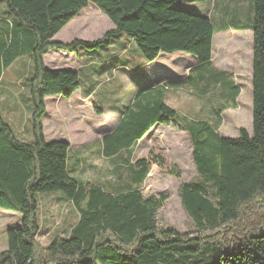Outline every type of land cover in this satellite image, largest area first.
Segmentation results:
<instances>
[{"label": "trees", "instance_id": "trees-1", "mask_svg": "<svg viewBox=\"0 0 264 264\" xmlns=\"http://www.w3.org/2000/svg\"><path fill=\"white\" fill-rule=\"evenodd\" d=\"M0 2L4 10L0 80L19 58H28L32 65L23 83L32 103V140L19 139L0 110V208L21 215L20 225L7 231L0 264H264V0H254L253 23L242 26L253 32L252 133L240 129L239 137H223L218 133L220 124L189 120L169 107L166 87L141 85L118 126L102 141L103 157L123 164L116 183L120 188L73 177L69 143L46 141L42 126L46 98L68 99L81 81L72 70L49 69L45 55L83 51L99 57L102 47L110 50L114 40L126 34L146 63L162 53L192 55L202 66L203 79L213 56L217 0ZM89 3L111 20L114 29L95 41L52 42ZM222 79L216 78V85ZM238 95L239 91L234 93L233 102ZM223 111H216L218 118ZM162 125L187 133L202 177L180 189L181 204L195 224L194 231L184 234L159 227L163 198L145 197L141 190L151 166L156 163L164 169V159L132 162L137 144ZM167 172L181 177L174 168ZM208 186L214 190L213 198ZM53 192L72 203L79 220L68 238L56 237L42 247L37 243L38 195Z\"/></svg>", "mask_w": 264, "mask_h": 264}, {"label": "rangeland", "instance_id": "rangeland-1", "mask_svg": "<svg viewBox=\"0 0 264 264\" xmlns=\"http://www.w3.org/2000/svg\"><path fill=\"white\" fill-rule=\"evenodd\" d=\"M0 5H2L1 2ZM89 6L83 9L80 15L62 30L60 37L63 38H60L61 40L69 42L72 41L71 38H79L88 42L95 41L110 30L112 23L107 16L100 10ZM224 6L225 8L222 9ZM254 6V0H217L215 14L213 13L215 15L214 26L226 28L238 22L253 23ZM3 11L0 6V14ZM123 37L128 38L126 34ZM133 44L126 43L132 53L130 56L117 53L122 59L130 58L133 61L129 64L130 70L127 71L130 83H127V79L118 72L109 71L102 76L100 93L111 95L114 99V94L112 95L114 91L116 92L115 97L126 99L123 89L134 88L133 84L137 82L139 85L143 84L144 69H141V66L138 67L140 60H137H143V56ZM222 45L224 48H221ZM112 51V49L107 50V47H102L99 57L107 61L109 53H115ZM252 52L253 40L250 37L241 39L233 36L225 38V41L218 39L212 63L220 71H212L208 66V76L204 75L200 87L196 85L195 91L187 89L175 93L174 102L177 98L184 101L180 105L178 113L189 120L207 121L214 127H218L220 124L218 133L223 137H239L240 129H245L251 134ZM81 64L77 58L75 59L64 52L50 51L45 57V65L52 70L72 68L81 71L84 69ZM31 67L30 61L23 58L4 74L0 82L1 113L12 126L18 138L23 141L32 137V103L27 90H25L26 85L23 84ZM214 74L217 76L214 77ZM224 77L230 78L240 90V96L236 102L222 93L220 88L212 87V84H216V78ZM192 79L193 75L186 79V87L193 85ZM115 88H118L117 91L114 90ZM194 95L199 98L193 97ZM98 98H102V95L88 97L83 91L74 94L67 100L48 98L45 102L47 114L42 118L43 132L47 140H59L60 138L69 140L71 157L80 161L74 174L75 177L84 182L103 185L105 188H108L106 187L108 182L115 183L114 185L120 188L121 185L116 183L118 182L117 177L122 172L118 168L123 164L121 160L114 164L105 159L101 153L100 143L103 135L100 128L116 125L118 115L110 113L109 110L107 112L97 109ZM198 108L201 109L198 110ZM219 109L224 111L218 118L216 111ZM103 112L104 114H102ZM155 156L164 159L165 167L161 169L158 164H153L141 190L145 197L163 198V206L157 215L159 227L172 228L181 234L194 231L195 224L181 204L180 189L184 183L201 182L202 177L198 174L193 162L192 146L187 133L178 131L173 126L159 127L152 139L143 140L135 149L132 162L140 159L151 161ZM171 168L178 170L181 177L170 175L167 171ZM123 176H126V173H123ZM208 189L211 198H213L214 190L210 186ZM38 202L40 231L37 243L42 247H47L56 237L68 238L72 228L79 220V214L72 203L60 192L38 195ZM19 220L18 214L0 210V253L7 249L8 227L16 225Z\"/></svg>", "mask_w": 264, "mask_h": 264}, {"label": "crops", "instance_id": "crops-1", "mask_svg": "<svg viewBox=\"0 0 264 264\" xmlns=\"http://www.w3.org/2000/svg\"><path fill=\"white\" fill-rule=\"evenodd\" d=\"M89 5H91V7L96 8L97 10H100L93 3H89ZM89 5H88V7H90ZM92 5H94V6H92ZM224 8H225V6L222 9H224ZM80 13H79V15H80ZM214 14H213V20L215 19ZM78 16H76V17H78ZM110 22H111V20H110ZM69 23H71V21ZM236 24H239L240 26H232V24H231L230 26H228L226 28H216L215 27L217 29V32H216L214 39H213V52H212L213 53V56H212L213 61H214V55L216 52V41L218 39H222L223 41H225V38H227V37L236 36L237 38H241V39H244V38L248 39V37H250L251 40H253V32L249 29H242V26H245L248 28V26H249L248 24L240 23V22H238ZM113 29H114V25L112 23V27L108 31H111ZM62 30L53 38V40L55 39V41L52 40L53 42L70 43L74 40H81L79 38H71L72 41L70 40L69 42H65V40H63V39L61 40L60 38H63V37H60L62 32H63ZM56 40H58V41H56ZM126 43L133 44V42L131 40L124 38V37H120V38L115 39L113 44L111 45V49L115 53L114 54L109 53V56L107 57V61L102 57L87 55L83 51L79 55L69 54V53L64 52V51H55V52H64L65 54H68L71 57H75V59L77 58V60H79V62L81 61V63H82L81 66L84 67V69H82L81 71L74 70L72 68H65L67 70H72L74 72H77L80 76L81 86H80V89L74 94H77L78 92L83 91V93H85V96H88V97H90L91 95H96L97 97L102 95V98H98V101L96 102L97 109H99V110L102 109V110H105L107 112L109 110L110 113L118 115V122L116 123V125H113L111 127H105L104 126V127L100 128V131L102 132L101 134H103L102 139L100 141L101 150L103 147L102 141H103L104 137L107 136L108 134L112 133L115 130V128L118 126L119 121L123 116V112L125 111V108H128L132 104L134 95L138 91L139 86L142 85L143 87H150V86L153 87L154 85H156V86H160V88L166 87L167 89L165 88L166 89L165 102L169 107H171L176 112H178L180 109V105L183 104L184 101L182 102L180 99L177 98V99H175V102H174V97H175L174 94L179 93L180 91L187 90V89H190V90L192 89L195 91L196 85L198 87H200L202 84V73H201L202 66L198 63V61L195 57H193L192 55L183 53V52H177V53H174L172 55L162 53L152 63H146L145 61H143L144 59L143 60L137 59V60H140V62H138L139 63L138 67L141 66V69H144V74H145L144 82L141 85H139L138 82L133 84L134 88L123 89V93L126 94V99H123V98L118 99L117 97H115L116 92H114V91L112 92V95L114 94L113 95L114 99H112L111 95H106L105 93H100L99 90L102 88V83H101V79L103 78L102 76L106 75L109 71L118 72V74L124 76L127 79V81H126L127 83H130V81H129L130 79H129V76L127 75V71L130 70L129 64L133 61L130 58H125V59L123 58L122 59L119 55H117V53H121L123 56L124 55L130 56L132 54L131 50L126 45ZM221 48H224L223 45L221 46ZM252 54H253V52H252ZM110 55L112 56V58ZM45 57H46V55H45ZM45 57H44V62H45ZM80 58H81V60H80ZM22 59L23 58L17 59L13 63V65L6 70V72L9 69H11L18 61H20ZM26 59L29 60L28 58H26ZM212 60L210 62V67H209L210 70L220 71V69L213 66ZM30 63H31V61H30ZM252 63H253V59H252ZM181 72H183V73H181ZM222 72L226 73L225 71H222ZM192 75L194 78V84L192 87H190V86L186 87V86H183L182 84H180L181 82L185 81L187 79V77L188 78L192 77ZM1 80H0V82H1ZM118 87H120V84H118ZM212 87L214 89L220 88L223 91L222 93H225L226 95H228L230 97V99L233 98L234 93L237 91H239L238 97L240 96L239 88L236 87L233 84V81L230 80V78L228 79L227 77H224L222 79V81L219 82L217 85L212 84ZM231 87H233L234 89L230 90ZM117 89L118 88H115L114 90L117 91ZM209 89H210V87H209ZM193 97L199 98V96H196V95H194ZM238 97L236 98V100L238 99ZM48 98H54V97H47L46 100ZM55 98L67 100V98H63V97H55ZM236 100L234 102H236ZM200 109L201 108H198V110H200ZM252 110H253V107H252ZM46 114H47V111H46L45 115ZM102 114H104V112ZM162 126H156L155 128H153L137 144V146L134 148V151L143 140H145V139L147 140L150 138L152 139L154 134L157 132L158 128L162 127ZM31 140H32V137L29 138V140H27V141L25 140V142H29ZM57 140L58 139H52V140L46 139V141H49V142L50 141H57ZM59 140L69 143V140H67V139H61L60 138ZM70 153H71V146H70ZM101 153H102V151H101ZM79 164H80L79 159H77L75 157H71V155H70L69 167L72 170L73 177H75L74 174H75L76 168L79 166ZM0 210H3V209L0 208ZM5 211H7V210H5ZM8 212H11V211H8ZM12 213L18 214L15 212H12ZM18 215L20 216L19 222L16 225L8 227L7 230H9L11 228L18 227L20 225L21 215L20 214H18Z\"/></svg>", "mask_w": 264, "mask_h": 264}]
</instances>
